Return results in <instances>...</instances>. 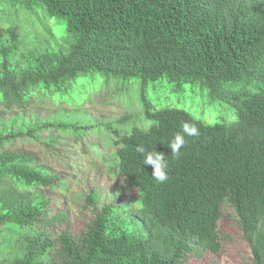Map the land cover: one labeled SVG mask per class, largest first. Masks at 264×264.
Returning a JSON list of instances; mask_svg holds the SVG:
<instances>
[{
	"label": "trees",
	"instance_id": "obj_1",
	"mask_svg": "<svg viewBox=\"0 0 264 264\" xmlns=\"http://www.w3.org/2000/svg\"><path fill=\"white\" fill-rule=\"evenodd\" d=\"M26 12L41 33L19 25ZM55 26L62 40L54 39ZM44 33L67 47L37 46ZM92 74L139 79L142 113L153 126L112 140L118 175L137 197L100 206L75 235L56 228L64 211L51 215L49 190L65 179L6 145L41 140L52 126L26 116L32 97L47 99ZM161 77L177 88L199 83L234 108L236 122L210 125L177 108L154 109L145 87ZM244 81L257 91L223 86ZM0 108L16 109L6 119L0 109V264H184L187 255L219 252L223 201L252 264H264V0H0ZM184 122L200 134L186 137L173 160L167 145ZM139 145L165 155L167 182H154ZM96 202L91 191L84 206Z\"/></svg>",
	"mask_w": 264,
	"mask_h": 264
},
{
	"label": "rangeland",
	"instance_id": "obj_2",
	"mask_svg": "<svg viewBox=\"0 0 264 264\" xmlns=\"http://www.w3.org/2000/svg\"><path fill=\"white\" fill-rule=\"evenodd\" d=\"M4 15L10 13L1 14ZM23 17L18 18L21 27L42 32L30 18V13L26 12ZM58 27L55 26L56 29ZM61 28L65 33L63 25ZM62 30L58 28L53 32L57 41ZM49 35L35 36L38 40H35L36 45L41 43V48L50 51L67 47L65 43V47L57 46ZM223 86L245 92L257 91L249 81ZM145 93L154 109L177 108L205 124L232 125L237 120L232 106L218 96H212L197 82L183 83L177 88L175 83L161 77L148 81ZM139 97L140 80L137 78H106L92 74L67 81L57 91L50 92L45 97L47 99L31 98L25 109L26 116L35 114L43 119L39 123H50L52 126L41 132V140L19 139L8 143L6 148L31 152L40 165L65 179L64 186L49 190L52 198L55 197L52 199L51 215L57 211H64L67 215L65 222L56 223L58 231L67 229L72 234H80L100 206L124 203L137 197L135 189H126L118 175L112 140L115 135L128 134L133 127L147 128L148 122L143 116ZM0 109L5 119L16 111ZM126 116L128 118L123 123L116 122ZM37 122L34 119L33 123ZM64 125L68 128H63ZM41 141L58 142L49 147ZM91 191L96 193L97 202L95 206H84ZM217 230L221 240L219 252L213 254L206 251L197 257L187 255L184 264H252L250 247L242 238L234 210L227 201L221 204Z\"/></svg>",
	"mask_w": 264,
	"mask_h": 264
},
{
	"label": "clouds",
	"instance_id": "obj_3",
	"mask_svg": "<svg viewBox=\"0 0 264 264\" xmlns=\"http://www.w3.org/2000/svg\"><path fill=\"white\" fill-rule=\"evenodd\" d=\"M233 119H235V117H233ZM151 126L153 125L150 124L148 127L150 128ZM199 134V129L195 125L189 122L182 123L181 130L173 135L167 145L171 150L170 155L173 160L179 159L182 155L181 149L186 146V137H194ZM136 152L141 155L142 164L151 166L152 172L150 176L155 183L163 184L168 181L169 163L165 159L164 154L156 152L155 150L146 151L145 147L142 145L136 147Z\"/></svg>",
	"mask_w": 264,
	"mask_h": 264
}]
</instances>
